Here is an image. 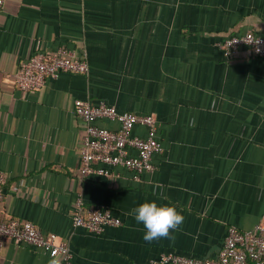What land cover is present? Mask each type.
<instances>
[{
  "label": "crops",
  "instance_id": "0c3cea01",
  "mask_svg": "<svg viewBox=\"0 0 264 264\" xmlns=\"http://www.w3.org/2000/svg\"><path fill=\"white\" fill-rule=\"evenodd\" d=\"M264 36V0H6L0 9V216L32 222L68 242L74 264H148L164 253L216 260L228 228L264 222V58L242 48L226 59L230 36ZM66 48L89 73H63L37 92L15 75L36 52ZM76 100L152 114L161 153L140 181L122 167L80 175L85 136ZM98 125L119 131L117 122ZM133 135L146 137L144 126ZM131 155L136 153L131 151ZM111 209L122 220L94 234L72 211ZM183 215L171 237L143 239L132 210L144 201ZM50 255L5 241L0 264H50Z\"/></svg>",
  "mask_w": 264,
  "mask_h": 264
},
{
  "label": "built area",
  "instance_id": "2783aa9c",
  "mask_svg": "<svg viewBox=\"0 0 264 264\" xmlns=\"http://www.w3.org/2000/svg\"><path fill=\"white\" fill-rule=\"evenodd\" d=\"M6 0H0V9ZM226 59L232 58L242 48H248L258 58H264V36L254 32L230 36L217 43ZM89 63L85 56L78 57L75 52L60 48L53 53L36 52L21 63L15 75L16 87L30 93L42 90L49 79H56L63 73L88 74ZM75 113L82 119L85 136L80 148V175L85 178L91 174L109 175V171L96 169L102 163L110 167H122L134 174L140 181L145 173L155 170L154 155L163 150L159 140V123L154 115H140L133 112H120L115 106L76 100ZM107 119L119 123V131L98 125ZM137 125L147 130L146 137L133 135ZM131 151L136 153L131 155ZM7 174L0 171V207L4 201V187ZM75 227H81L94 234H102L108 227H119L122 220L111 209L86 206L81 198L75 202L72 211ZM27 244L43 250L50 255V264H74L73 253L68 242L60 240L54 233H43L32 222H20L15 218L0 216V249L5 241ZM148 264H264V222L253 229L240 230L228 228L224 246L216 260L188 257L175 253H164Z\"/></svg>",
  "mask_w": 264,
  "mask_h": 264
},
{
  "label": "clouds",
  "instance_id": "9594fccd",
  "mask_svg": "<svg viewBox=\"0 0 264 264\" xmlns=\"http://www.w3.org/2000/svg\"><path fill=\"white\" fill-rule=\"evenodd\" d=\"M133 218L143 225V239L151 242L171 237L183 223L184 217L174 204L144 201L132 210Z\"/></svg>",
  "mask_w": 264,
  "mask_h": 264
}]
</instances>
